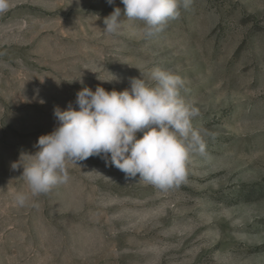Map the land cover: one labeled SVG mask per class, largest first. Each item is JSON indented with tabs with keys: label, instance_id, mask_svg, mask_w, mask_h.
<instances>
[{
	"label": "rangeland",
	"instance_id": "rangeland-1",
	"mask_svg": "<svg viewBox=\"0 0 264 264\" xmlns=\"http://www.w3.org/2000/svg\"><path fill=\"white\" fill-rule=\"evenodd\" d=\"M115 7L122 27L109 34ZM123 9L11 0L0 15V264H264V0H181L150 36ZM156 68L183 80L199 113L204 150H190L185 180L160 189L92 156L32 196L11 165L57 126L54 108L76 107L84 85L121 91Z\"/></svg>",
	"mask_w": 264,
	"mask_h": 264
},
{
	"label": "clouds",
	"instance_id": "clouds-1",
	"mask_svg": "<svg viewBox=\"0 0 264 264\" xmlns=\"http://www.w3.org/2000/svg\"><path fill=\"white\" fill-rule=\"evenodd\" d=\"M107 3L111 5L114 0ZM121 3L123 16L143 21V34L149 36L163 31L170 19L179 16L181 7V0ZM10 7L11 0H0V15ZM120 17L121 8L115 7L104 18L103 31L118 33L122 27ZM115 79L112 75L99 80L111 83ZM73 80L83 85L81 76ZM183 86L179 76L160 68L153 69L146 79L141 75L131 78L130 87L121 91H109L100 85L93 90L84 85L76 93V107L72 102L64 109L55 107L57 126L38 137L34 153L24 154L11 167L14 171L23 169L21 175L32 196L66 183V162L79 165L92 156L101 157L128 179L138 176V180L160 189L179 186L186 178L190 150H204L201 136L192 126V119L199 113L181 97ZM15 200L23 207L28 195L18 193Z\"/></svg>",
	"mask_w": 264,
	"mask_h": 264
},
{
	"label": "trees",
	"instance_id": "trees-1",
	"mask_svg": "<svg viewBox=\"0 0 264 264\" xmlns=\"http://www.w3.org/2000/svg\"><path fill=\"white\" fill-rule=\"evenodd\" d=\"M260 192H264V185H260V188L258 189Z\"/></svg>",
	"mask_w": 264,
	"mask_h": 264
}]
</instances>
